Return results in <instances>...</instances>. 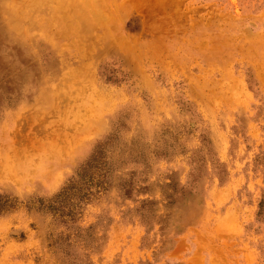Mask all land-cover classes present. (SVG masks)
<instances>
[{"label":"rangeland","instance_id":"obj_1","mask_svg":"<svg viewBox=\"0 0 264 264\" xmlns=\"http://www.w3.org/2000/svg\"><path fill=\"white\" fill-rule=\"evenodd\" d=\"M0 264H264V0H0Z\"/></svg>","mask_w":264,"mask_h":264}]
</instances>
